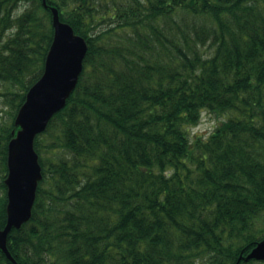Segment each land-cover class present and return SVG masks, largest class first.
Instances as JSON below:
<instances>
[{
    "label": "trees",
    "instance_id": "16d2710c",
    "mask_svg": "<svg viewBox=\"0 0 264 264\" xmlns=\"http://www.w3.org/2000/svg\"><path fill=\"white\" fill-rule=\"evenodd\" d=\"M46 1L87 51L65 105L35 137L42 176L31 217L7 235L11 255L235 264L264 234V0ZM52 37L41 0H0L11 107L0 124V228L7 143ZM203 111L222 116L206 138L191 134ZM0 264H13L1 249Z\"/></svg>",
    "mask_w": 264,
    "mask_h": 264
},
{
    "label": "water",
    "instance_id": "95a60500",
    "mask_svg": "<svg viewBox=\"0 0 264 264\" xmlns=\"http://www.w3.org/2000/svg\"><path fill=\"white\" fill-rule=\"evenodd\" d=\"M49 7L53 37L47 51L43 72L29 87L20 105L14 124L17 132L7 143L6 223L0 228V249L13 263L19 264L7 248V235L12 227L18 228L31 217L41 165L34 148L35 136L44 131L53 114L61 109L75 88L83 68L87 51L86 40L74 33L72 26L60 20L55 5ZM264 260V235L236 261Z\"/></svg>",
    "mask_w": 264,
    "mask_h": 264
},
{
    "label": "rangeland",
    "instance_id": "374dc122",
    "mask_svg": "<svg viewBox=\"0 0 264 264\" xmlns=\"http://www.w3.org/2000/svg\"><path fill=\"white\" fill-rule=\"evenodd\" d=\"M3 36L4 38L8 37L9 34L5 33ZM202 48L206 50V44ZM6 88V85H0V124H7L10 120L11 107L10 104L6 103L5 97L3 95V92H5ZM221 119L222 116H216L212 112L203 111L199 123L191 128V134H200L202 138H206L215 128V126L221 121Z\"/></svg>",
    "mask_w": 264,
    "mask_h": 264
}]
</instances>
